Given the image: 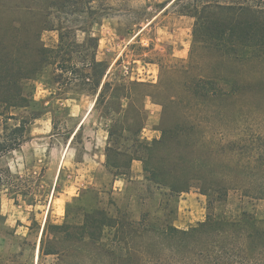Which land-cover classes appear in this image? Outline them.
<instances>
[{"label":"trees","instance_id":"16d2710c","mask_svg":"<svg viewBox=\"0 0 264 264\" xmlns=\"http://www.w3.org/2000/svg\"><path fill=\"white\" fill-rule=\"evenodd\" d=\"M101 1L19 0L17 4L11 0V6L1 2L2 7H15V11L21 5L25 18L9 21L10 25L18 23L20 28L15 27L11 42L0 44V187L10 191L13 185L11 171L2 167L1 160L21 148L32 121L40 117L34 111L22 115L12 111L29 106L22 93L23 84L49 65L54 66L56 89L91 94L95 98L93 110L104 101L106 90L113 87L112 97L117 98L118 104L111 101L102 109V117L113 122L107 129L109 168H126L130 151L142 157L145 173L150 171V178H155L158 187L175 193L181 191L174 177L175 165L165 153L179 156L187 148L180 145L181 141L196 130L195 121L201 116L202 106L229 104L232 108L227 115L213 113L215 117L232 119L240 112L237 110L241 99L251 98L257 107H264V0H173L178 15L193 19L189 67L195 74L184 76L181 84L183 101L193 112H185L182 120L177 119L171 127H161L159 139L141 142L143 126L138 127V123L146 117L144 100L150 98L161 107L163 104L152 94L140 91L142 102L136 109L129 88L145 90L152 85L123 79L112 84L103 81L107 65L96 59L98 39L91 34L104 14ZM45 30L57 32L56 49H48L40 42V33ZM78 31L84 34L81 42L77 41ZM81 129L82 125L73 140ZM113 137L122 139L123 144L131 143L125 150L113 149ZM140 145L145 147L146 155L139 150ZM160 149V165L149 169L151 154ZM256 155L254 161L262 165L264 153ZM166 160L168 165L164 164ZM259 174L264 179V169ZM204 182L208 184L203 189L208 207L213 209L194 227L179 229L165 221L158 225L159 218L150 217L149 212H139L134 218L117 206L116 213L110 215L107 206L96 200L81 207V221L51 227L53 235L61 237H54L53 247L47 250L43 247V231L37 264L48 256L54 257L56 264H264V218L244 205L234 214L223 210L230 191L240 192L241 198L249 202L264 200V185H226L223 178L217 177ZM106 228L111 238L105 244ZM66 242L77 248L62 250L61 244Z\"/></svg>","mask_w":264,"mask_h":264},{"label":"rangeland","instance_id":"374dc122","mask_svg":"<svg viewBox=\"0 0 264 264\" xmlns=\"http://www.w3.org/2000/svg\"><path fill=\"white\" fill-rule=\"evenodd\" d=\"M172 1L102 0L99 5L104 14L91 29V34L98 39L96 59L107 65L103 81L112 84L123 79L152 85L145 90L130 87L128 92L136 109L142 102L140 91L152 94L163 104L159 128L171 127L177 119L182 120L185 112H193L183 101L181 85L184 76L195 74L189 67L193 19L178 18L180 15ZM1 2L11 6L8 3L11 0H0V44L11 42L15 27L20 28L18 23L10 25L9 21L25 18L21 5H17L15 11V7H2ZM16 2L18 4L19 0ZM76 35L78 42L84 39L82 32ZM40 42L48 49H56L57 32L42 31ZM186 71L189 73L185 74ZM55 74L54 66L49 65L23 84L22 93L29 106L12 111L15 115L34 111L46 116L32 121L26 142L1 160L2 167L11 171L13 185L10 191L0 187V264H12V261L13 264H37L43 231V247L47 250L53 247L54 237H61L60 234L54 236L51 227L81 221V207L96 200L107 206L110 215L116 213L117 206L121 211H129L134 218H138L139 212H149L150 217L159 218L158 225L164 221L174 225L180 219L188 229L204 221L213 209L208 207L203 191L208 185L204 179L223 178L226 185H264L259 174L264 162L260 165L254 161L256 153H264V107H257L247 97L239 101L237 111L240 112L233 119L215 117L217 111L227 115L232 108L229 104L202 106L201 116L195 121L196 130L181 141L180 145L187 148L179 156L165 153L175 165L174 177L181 191L175 193L158 187L155 178L150 180V171L145 173L146 183L131 185L123 199L85 188L89 187L85 182L90 175L87 170L90 154L104 146L108 126L113 123L102 117V109L111 101L117 105L118 100L112 97L113 87H110L97 110L88 115L86 112L92 109L90 104L95 98L89 93L59 92ZM64 99L69 101L62 102ZM151 102L154 103L150 98L144 100V111ZM122 103L126 105V101ZM145 120L146 117L141 119L138 127L144 126ZM81 125L73 140V132L76 130L75 134ZM130 143L123 144L122 139L113 137L110 145L113 149L125 150ZM143 148L139 146L146 155ZM162 155V149L151 154L149 169L160 165ZM169 160L164 164L168 165ZM60 167V177L56 180ZM107 183L105 176L104 184ZM108 186L101 185L102 189ZM240 205L264 218V200L249 202L241 198L240 192H229L223 210L234 214ZM110 238V230L104 229L103 242L109 243ZM66 247L75 250L77 245L61 244L62 250ZM41 264H56V260L52 256L43 257Z\"/></svg>","mask_w":264,"mask_h":264},{"label":"crops","instance_id":"0c3cea01","mask_svg":"<svg viewBox=\"0 0 264 264\" xmlns=\"http://www.w3.org/2000/svg\"><path fill=\"white\" fill-rule=\"evenodd\" d=\"M178 18L182 19L186 17L178 16ZM61 101L66 102L69 101V99H64ZM94 101L91 102L90 106H94ZM92 110L93 107L90 110V112L88 109L86 114L88 113V115H90ZM145 110H146L145 111L146 122L140 132L139 138L141 142L150 143L153 140L155 139L157 140L160 138L161 132L159 126H160V116H161L162 107L159 104L151 102L150 106L147 105L145 107ZM45 116L46 114H43L38 119H42ZM80 122L81 120L78 122L76 127L79 126ZM106 147H108L107 138L104 146L100 150L98 151L93 150L92 153L90 154V164L87 167V170H90V175H88L87 181L85 182L86 185L89 187H85V188L96 190L100 193L103 192L107 194L109 193L111 196L113 195L116 196L115 198L123 199L127 195L128 189L131 185H136V184L144 185L146 183L147 179L144 171L143 160L140 155L137 154L133 155L130 153V151H128V153L131 155V159L128 162V166L126 168H122V169L120 168L118 171L111 170L108 166V155L106 152ZM61 167L57 171L56 180H58V178L60 177ZM105 176L108 177L107 184H104ZM56 184L57 181L56 183H54V185ZM81 185H85V184H81ZM101 185H109V186L106 189H102ZM131 199H133V197H131ZM174 223H175L174 226L179 229H184V230L187 229V227H184V223L180 219H178V221H175Z\"/></svg>","mask_w":264,"mask_h":264}]
</instances>
